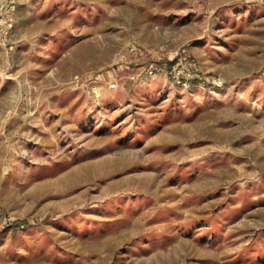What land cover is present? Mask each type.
I'll list each match as a JSON object with an SVG mask.
<instances>
[{"label": "rangeland", "instance_id": "rangeland-1", "mask_svg": "<svg viewBox=\"0 0 264 264\" xmlns=\"http://www.w3.org/2000/svg\"><path fill=\"white\" fill-rule=\"evenodd\" d=\"M0 264H264V0H0Z\"/></svg>", "mask_w": 264, "mask_h": 264}]
</instances>
